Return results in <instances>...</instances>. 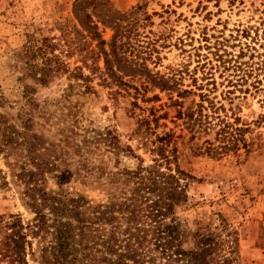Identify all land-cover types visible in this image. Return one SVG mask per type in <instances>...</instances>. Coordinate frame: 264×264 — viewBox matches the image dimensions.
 I'll list each match as a JSON object with an SVG mask.
<instances>
[{"label": "rangeland", "instance_id": "obj_1", "mask_svg": "<svg viewBox=\"0 0 264 264\" xmlns=\"http://www.w3.org/2000/svg\"><path fill=\"white\" fill-rule=\"evenodd\" d=\"M75 1L0 0V214L32 217L25 187L91 204L118 195L124 171L152 157L137 122L158 116L150 137L177 135V163L192 175L178 219L194 229L224 218L237 230L241 264H264V0H105L124 15L126 53L139 65L138 77L122 75L127 87L100 76ZM105 7L85 11L97 20ZM96 26L108 42L112 22ZM72 28L82 30L80 50L70 49ZM107 129L113 146L91 141ZM207 142L230 146L212 154Z\"/></svg>", "mask_w": 264, "mask_h": 264}, {"label": "trees", "instance_id": "obj_2", "mask_svg": "<svg viewBox=\"0 0 264 264\" xmlns=\"http://www.w3.org/2000/svg\"><path fill=\"white\" fill-rule=\"evenodd\" d=\"M88 5L105 7L106 1L76 0L72 9L89 40L96 41V55L103 67L99 74L106 83L127 87L122 75L138 77L139 65L126 53L131 45L127 38L122 39L125 29L119 22L124 15L105 7L92 20L85 11ZM96 21L112 22L114 31L108 42L100 38ZM82 30L72 28L75 40L70 49L80 50L77 36L82 37ZM44 68L41 74L48 75L50 68ZM57 68L66 70L62 62ZM73 74L85 78L79 67ZM126 87L122 88L127 91ZM131 88L136 96L138 88ZM157 120L158 116H145L137 122L134 134L152 157L148 164L139 158L134 169L124 171L121 183L126 190L118 195L106 194L105 200L91 204L80 195L25 187L22 193L33 215L24 222L18 214H0V264H241L237 230L224 218L218 217L215 225L197 223L190 229L175 214L186 201L192 175L177 163V135L165 131L150 137V123L157 125ZM189 120L191 125L196 122L195 118ZM91 141L106 147L116 142L108 129L92 135ZM229 146L207 142L205 150L220 154Z\"/></svg>", "mask_w": 264, "mask_h": 264}]
</instances>
